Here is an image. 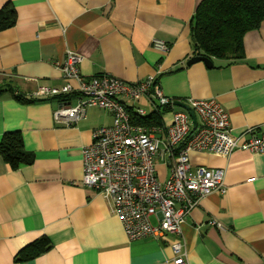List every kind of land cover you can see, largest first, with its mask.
<instances>
[{
    "label": "crops",
    "instance_id": "crops-1",
    "mask_svg": "<svg viewBox=\"0 0 264 264\" xmlns=\"http://www.w3.org/2000/svg\"><path fill=\"white\" fill-rule=\"evenodd\" d=\"M201 1L0 0V10L6 4L15 9L14 25L0 30V85L13 86L0 97V142L5 133L18 131L35 155L32 164L13 169L0 154V264H173L175 235L130 241L104 199L81 183L83 147L94 140L95 129L113 124L112 112L87 106L84 117L66 124L54 112L75 105L78 95L40 97L36 91L66 83L59 63L71 50L84 56L78 71L85 78L110 73L137 82L153 75L174 101L216 99L229 115L231 134L241 141L250 138L251 128L260 135L264 20L246 33L241 60L212 57V67L203 61L187 65L194 56L190 24ZM18 95L39 99L25 103ZM127 105L134 111L150 106L145 100ZM182 109L168 108L163 124L156 125L164 142L174 112ZM168 159L159 158L161 179L170 175ZM191 161L226 167L227 173L226 191L204 196L182 225L188 263L264 264V154L243 148L229 156L194 151ZM43 236L51 241L50 250L27 261L15 259Z\"/></svg>",
    "mask_w": 264,
    "mask_h": 264
},
{
    "label": "built area",
    "instance_id": "built-area-1",
    "mask_svg": "<svg viewBox=\"0 0 264 264\" xmlns=\"http://www.w3.org/2000/svg\"><path fill=\"white\" fill-rule=\"evenodd\" d=\"M155 45L168 49L163 41ZM84 56L67 51L59 63L63 77L62 87L41 86L36 91L40 97L73 93L79 99L75 105L63 104L54 112L55 119L72 124L85 116L87 106L110 110L114 121L110 126L95 129L94 140L83 147V178L81 183L99 194L111 215L117 216L130 241L147 237L173 234L170 242L173 264H189L181 239L182 225L200 200L213 191H226L224 179L226 167L194 166V151L229 156L235 149L264 154V131L241 141L231 134L229 115L214 98H191L189 106L196 113L194 123L185 109L174 112L167 126V137L157 136L159 126L134 124L127 103L147 101L158 106L173 107V99L167 97L155 76L137 82H127L110 73L83 77L78 65ZM76 80L74 87L70 80ZM146 115L143 107L135 110ZM162 145H164L162 147ZM167 154L170 175L161 179L157 173L159 158ZM212 224L222 227L212 220Z\"/></svg>",
    "mask_w": 264,
    "mask_h": 264
},
{
    "label": "trees",
    "instance_id": "trees-1",
    "mask_svg": "<svg viewBox=\"0 0 264 264\" xmlns=\"http://www.w3.org/2000/svg\"><path fill=\"white\" fill-rule=\"evenodd\" d=\"M263 20L264 0H202L190 24L192 54L214 57L228 63L241 60L245 54L246 33L258 29ZM14 23L15 9L11 4H6L0 10V30L9 28ZM6 91L13 92V86L1 84L0 97ZM17 98L25 103L39 99L19 95ZM127 108L132 123L156 126L163 124L162 115L170 107L158 106L144 116H140L132 107ZM0 154L13 169L32 164L35 160V155L25 149L23 138L18 131L4 134L0 142ZM51 248V241L43 236L21 249L15 259L27 261Z\"/></svg>",
    "mask_w": 264,
    "mask_h": 264
},
{
    "label": "water",
    "instance_id": "water-1",
    "mask_svg": "<svg viewBox=\"0 0 264 264\" xmlns=\"http://www.w3.org/2000/svg\"><path fill=\"white\" fill-rule=\"evenodd\" d=\"M199 61H203L208 67L213 66L212 60L208 56H205V55H194V56L190 57V59L187 61V65H190V64H193V63L199 62ZM175 104L182 107L183 109H185L188 112V114L190 115V117L192 118L194 123L197 122L196 113L193 109H191V107L189 105H187L186 103H184L182 101H175Z\"/></svg>",
    "mask_w": 264,
    "mask_h": 264
},
{
    "label": "rangeland",
    "instance_id": "rangeland-1",
    "mask_svg": "<svg viewBox=\"0 0 264 264\" xmlns=\"http://www.w3.org/2000/svg\"><path fill=\"white\" fill-rule=\"evenodd\" d=\"M144 109L146 110V115H148L151 112V107L150 106H145Z\"/></svg>",
    "mask_w": 264,
    "mask_h": 264
}]
</instances>
